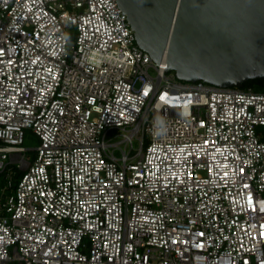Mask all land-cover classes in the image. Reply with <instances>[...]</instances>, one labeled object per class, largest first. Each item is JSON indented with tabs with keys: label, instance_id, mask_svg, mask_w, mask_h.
Here are the masks:
<instances>
[{
	"label": "built area",
	"instance_id": "built-area-1",
	"mask_svg": "<svg viewBox=\"0 0 264 264\" xmlns=\"http://www.w3.org/2000/svg\"><path fill=\"white\" fill-rule=\"evenodd\" d=\"M258 127L264 93L179 80L116 0H0V264H264Z\"/></svg>",
	"mask_w": 264,
	"mask_h": 264
},
{
	"label": "water",
	"instance_id": "water-1",
	"mask_svg": "<svg viewBox=\"0 0 264 264\" xmlns=\"http://www.w3.org/2000/svg\"><path fill=\"white\" fill-rule=\"evenodd\" d=\"M138 46L181 81L264 79V0H116Z\"/></svg>",
	"mask_w": 264,
	"mask_h": 264
},
{
	"label": "rangeland",
	"instance_id": "rangeland-1",
	"mask_svg": "<svg viewBox=\"0 0 264 264\" xmlns=\"http://www.w3.org/2000/svg\"><path fill=\"white\" fill-rule=\"evenodd\" d=\"M257 132H258V134H260L264 138V127H258L257 128ZM119 140H121V137L118 138V139H116L115 141H119ZM37 146H38V140H37V138L31 132H27L26 133V137H25V141H24V147L26 149H29V151H28V155L29 156H32V157L35 156V152L32 151V150L35 149ZM124 147L125 146L122 145V148H124ZM138 147H139L138 144L135 143L134 144V148H138ZM116 155L118 157H120L121 156V152L120 151H117L116 152Z\"/></svg>",
	"mask_w": 264,
	"mask_h": 264
},
{
	"label": "trees",
	"instance_id": "trees-1",
	"mask_svg": "<svg viewBox=\"0 0 264 264\" xmlns=\"http://www.w3.org/2000/svg\"><path fill=\"white\" fill-rule=\"evenodd\" d=\"M242 88L243 89L252 88L256 92L264 93V79L250 80L246 84H244Z\"/></svg>",
	"mask_w": 264,
	"mask_h": 264
}]
</instances>
